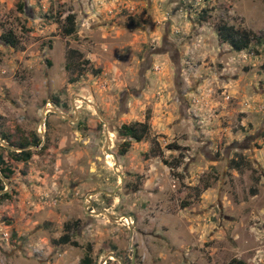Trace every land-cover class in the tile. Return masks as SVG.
Wrapping results in <instances>:
<instances>
[{
  "label": "rangeland",
  "instance_id": "1",
  "mask_svg": "<svg viewBox=\"0 0 264 264\" xmlns=\"http://www.w3.org/2000/svg\"><path fill=\"white\" fill-rule=\"evenodd\" d=\"M1 137L0 264H264V0H0Z\"/></svg>",
  "mask_w": 264,
  "mask_h": 264
},
{
  "label": "trees",
  "instance_id": "2",
  "mask_svg": "<svg viewBox=\"0 0 264 264\" xmlns=\"http://www.w3.org/2000/svg\"><path fill=\"white\" fill-rule=\"evenodd\" d=\"M69 22L68 26L63 29V32L66 36L71 35L75 31V24H74V17L70 15L66 18ZM217 35L222 42L227 43L234 51L241 52L247 50L253 40V33L246 30L237 29L233 26L226 25V24H219L216 27ZM2 40L10 47L17 48L18 43L11 32L3 33L1 35ZM149 126L146 122L143 123H133V124H123L118 129L117 133L119 136L126 138L124 142V149L121 150V154L125 153L126 150L130 147V141L134 142H141L146 135L148 134ZM6 141L5 137H1L0 141ZM8 143V142H7ZM40 144L39 136H35L30 144L20 145L18 147L24 148L27 145L38 146ZM12 146V145H11ZM12 157L16 162H24L26 163L31 158V150H24L21 152H12ZM3 164V159L0 156V165ZM235 166L238 167L239 165L235 163ZM0 173L2 174L3 179H8L10 174L12 173L11 170L8 168H0ZM0 177V191L4 190L3 180ZM10 194L7 192L0 194V201L4 199H9ZM72 225L70 226L68 223L64 224L65 234L60 236L57 239L58 244H69L71 243L73 246H78L75 242H71L70 238V231H72ZM86 254L80 260L79 264H92V260L90 258V251L91 247L87 245L85 248ZM231 264H243V262L239 260H233Z\"/></svg>",
  "mask_w": 264,
  "mask_h": 264
},
{
  "label": "water",
  "instance_id": "3",
  "mask_svg": "<svg viewBox=\"0 0 264 264\" xmlns=\"http://www.w3.org/2000/svg\"><path fill=\"white\" fill-rule=\"evenodd\" d=\"M47 111V109L45 108L44 109V111H43V115H45V112ZM52 111L53 112H55V113H57L59 116H61V117H63V118H69L68 116H66L65 114H60V113H58L57 112V110L56 109H52ZM97 112V111H96ZM41 126H43V122L41 121ZM1 142V141H0ZM8 148H11L10 146H8V145H6ZM12 149H14V150H17V152H21V151H24L25 149H15V148H12ZM113 170L114 171H116L117 170V164H115L114 166H113ZM118 177L120 178V180H121V183H122V181H123V177H122V174L121 173H118ZM4 183H5V181H4ZM6 184V183H5ZM120 189V185L119 186H117L116 188H115V190L113 191V192H111V193H108V192H103L104 194H106V195H110V196H112V195H114L115 194V192L117 191V190H119ZM7 191V189H4L3 191H0V194L1 193H4V192H6ZM96 215H102V214H105L109 219H111V220H114V221H119V220H121V219H126V220H128L129 219V216H113L112 214H110V213H108V212H106L105 210L104 211H102V212H97V213H95ZM129 230H130V236H132L133 235V230H132V228L131 227H129ZM131 250H132V259H131V264H134V258H135V256H136V247L135 246H131ZM113 255L112 254H108L107 256H106V259H109L110 257H112ZM106 259H104V260H102L101 262H100V264H105V262H106ZM118 261H119V263L120 264H122V262H121V260L120 259H118V258H116Z\"/></svg>",
  "mask_w": 264,
  "mask_h": 264
}]
</instances>
